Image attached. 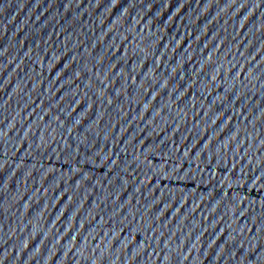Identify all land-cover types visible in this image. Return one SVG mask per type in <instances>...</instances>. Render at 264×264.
Listing matches in <instances>:
<instances>
[{
    "label": "water",
    "instance_id": "water-1",
    "mask_svg": "<svg viewBox=\"0 0 264 264\" xmlns=\"http://www.w3.org/2000/svg\"><path fill=\"white\" fill-rule=\"evenodd\" d=\"M0 264H264V0H0Z\"/></svg>",
    "mask_w": 264,
    "mask_h": 264
}]
</instances>
